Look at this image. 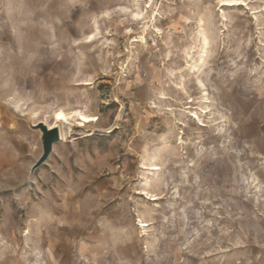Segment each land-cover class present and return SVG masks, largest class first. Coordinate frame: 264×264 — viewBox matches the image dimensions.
I'll list each match as a JSON object with an SVG mask.
<instances>
[{
    "label": "rangeland",
    "instance_id": "374dc122",
    "mask_svg": "<svg viewBox=\"0 0 264 264\" xmlns=\"http://www.w3.org/2000/svg\"><path fill=\"white\" fill-rule=\"evenodd\" d=\"M0 102L97 119L0 190V264H264V0H0Z\"/></svg>",
    "mask_w": 264,
    "mask_h": 264
},
{
    "label": "crops",
    "instance_id": "0c3cea01",
    "mask_svg": "<svg viewBox=\"0 0 264 264\" xmlns=\"http://www.w3.org/2000/svg\"><path fill=\"white\" fill-rule=\"evenodd\" d=\"M0 190L24 184L29 169L40 155V134L0 102Z\"/></svg>",
    "mask_w": 264,
    "mask_h": 264
},
{
    "label": "water",
    "instance_id": "95a60500",
    "mask_svg": "<svg viewBox=\"0 0 264 264\" xmlns=\"http://www.w3.org/2000/svg\"><path fill=\"white\" fill-rule=\"evenodd\" d=\"M27 124L31 129L39 132V140L41 145L40 155L35 159L29 169L27 179H30L34 171L45 164L49 159L53 151V146L60 141V130L58 125L48 126L43 121H37L36 123H34L31 120H28Z\"/></svg>",
    "mask_w": 264,
    "mask_h": 264
},
{
    "label": "bare ground",
    "instance_id": "6f19581e",
    "mask_svg": "<svg viewBox=\"0 0 264 264\" xmlns=\"http://www.w3.org/2000/svg\"><path fill=\"white\" fill-rule=\"evenodd\" d=\"M152 1V0H150ZM207 39L204 38V43H206ZM200 82V81H199ZM205 91V90H204ZM204 96V95H203ZM208 98V97H207ZM205 99V98H204ZM206 100V99H205ZM207 101V100H206ZM207 103V102H206ZM57 113H63L64 117H66V119H57ZM54 123L48 126H55L58 125L59 126V130H60V140H66V138L69 136L70 131L72 130L71 127V123L69 122L70 118L72 119V117H76L77 119V123L78 125H82L85 126L87 123L89 124L90 122H93L97 119H90L94 116H90L87 115L86 113H82L79 111H73L70 113H66L64 110L62 109H58L54 112ZM83 117V118H82ZM87 124V125H88ZM153 158V157H152ZM150 164V163H149ZM149 169V168H147ZM152 170L157 169L155 166L151 168ZM146 225V224H145Z\"/></svg>",
    "mask_w": 264,
    "mask_h": 264
},
{
    "label": "snow or ice",
    "instance_id": "6c2138e0",
    "mask_svg": "<svg viewBox=\"0 0 264 264\" xmlns=\"http://www.w3.org/2000/svg\"><path fill=\"white\" fill-rule=\"evenodd\" d=\"M222 2L223 3H237L239 2V0H222ZM89 39H92V37H89ZM57 119H66V117H64L63 113H57ZM90 119H95V117H92Z\"/></svg>",
    "mask_w": 264,
    "mask_h": 264
}]
</instances>
